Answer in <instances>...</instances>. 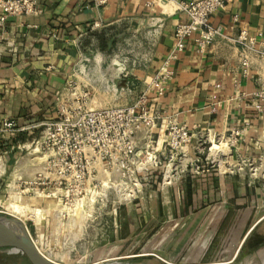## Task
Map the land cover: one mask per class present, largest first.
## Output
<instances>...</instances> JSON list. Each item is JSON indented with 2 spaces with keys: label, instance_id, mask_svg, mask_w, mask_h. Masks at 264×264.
Masks as SVG:
<instances>
[{
  "label": "crops",
  "instance_id": "1",
  "mask_svg": "<svg viewBox=\"0 0 264 264\" xmlns=\"http://www.w3.org/2000/svg\"><path fill=\"white\" fill-rule=\"evenodd\" d=\"M179 2L108 0L95 8L90 0H37L34 14L0 24V123L12 120L18 129L8 140L0 134V178L12 169L23 176V185L32 184L29 175L39 171L36 158L22 161L24 149L17 146L26 150L42 124L54 120L55 100L70 78L89 90L97 108H104L103 93L114 96L125 87L132 94L134 86H144L148 108L190 134L180 160L186 172L169 186L157 184L155 173L148 190L116 208L99 247L107 252L102 261L149 256L163 264H226L214 262L235 258L251 227L233 253L228 241H235L254 215L259 213L255 223L264 219L263 200L245 172L218 174L205 167L194 172L191 166L199 142L210 137L227 143L232 163L264 154V59L249 54L244 73L241 51L229 41L245 31L264 45V0H228L212 14L209 23L224 38L202 53L194 35L185 40L169 62L172 77L164 95L156 98L149 81L172 50L175 26L188 22ZM163 126L154 131L160 154ZM211 151L223 157L228 148L214 143Z\"/></svg>",
  "mask_w": 264,
  "mask_h": 264
},
{
  "label": "built area",
  "instance_id": "2",
  "mask_svg": "<svg viewBox=\"0 0 264 264\" xmlns=\"http://www.w3.org/2000/svg\"><path fill=\"white\" fill-rule=\"evenodd\" d=\"M36 1L0 0V24L7 17L34 14ZM90 1L95 8L108 2ZM227 2L180 0L178 9L186 14L188 22L175 26L172 50L149 81L156 98L163 97L165 85L172 77L169 62L183 51L185 40L194 35L196 47L202 53L216 39L224 38L222 30L212 27L209 19ZM229 41L241 51L240 63L244 73L250 65L249 54L264 59V45L257 42V46L255 39L245 31H240ZM65 85L55 100L54 120L43 123L38 139L28 146L33 147L30 152L36 155L39 170L35 183L29 185H35L42 195H51L56 203L68 204L70 208L95 191L94 203L110 199L113 207L116 206L114 212L118 206L134 200L143 188L142 183L152 180L158 171L163 186L172 185L176 177L184 172L180 160L190 134L172 118H164L158 110H150L146 92L129 105L97 108L89 101L88 89L76 84L72 78ZM162 123L165 139L164 153L160 154L155 149L154 131ZM17 132L12 120L0 123V134L5 140L14 138ZM232 135L236 138L239 132ZM17 149L25 148L21 145ZM193 167L198 169L192 166V171ZM83 215L78 212V216ZM64 216L69 218L67 213L62 212L61 218Z\"/></svg>",
  "mask_w": 264,
  "mask_h": 264
},
{
  "label": "rangeland",
  "instance_id": "3",
  "mask_svg": "<svg viewBox=\"0 0 264 264\" xmlns=\"http://www.w3.org/2000/svg\"><path fill=\"white\" fill-rule=\"evenodd\" d=\"M145 89L144 86H134L132 94L127 93L125 87L122 91L118 88L114 96L111 93H103L101 97L102 107L129 105L133 101L135 102L145 92ZM131 95H134V99H131ZM214 141L217 145L224 143V141L218 143L220 141L218 137L214 138ZM199 143L200 152L196 155L197 158L193 160L192 164V166H197L198 169L195 170L193 167V171L199 172L205 167L214 170L218 174L230 173L235 175L239 171V173L245 172V178L249 176V180L253 182L260 194V199L263 200V207L260 210V214L264 212V154L253 161L243 159L234 163L230 160H224L222 162L217 155L211 153L209 149L211 142L209 140L208 142L203 140ZM32 149L33 147H28L26 150H21L20 158L22 157V161L37 158L36 155L30 153ZM185 172L186 170H184ZM29 176L32 179L28 180L35 183V175L32 174ZM22 177L18 171L13 172L12 169L5 171V174L1 176L0 216L13 218L22 222L37 248L55 263L95 264L106 261H102V259L108 258L106 256L107 252L99 249V247L106 240L105 236L108 235L104 231L114 221L113 210L116 206L113 207L112 200L109 199L108 202L94 203L95 199L89 198L87 201L80 200L75 202L70 208L68 204L49 203V200L45 197L46 195H42L37 191L38 189L35 185H23L22 182L24 180L22 179L24 178ZM156 182L160 186H163L161 184L160 171H158ZM163 184L165 185L166 183ZM142 185L143 191L149 189L147 183H142ZM50 197L51 195L47 198ZM27 198L31 201L30 203ZM255 210L253 208L251 212H255ZM79 211L84 215L78 216ZM62 212L67 213L69 218L66 216L61 218ZM89 214H91L90 217L86 218ZM257 215L251 217V222L244 227L235 241H228L230 243L229 249L233 253V250L237 247L240 240L245 236V232L251 227L236 257L231 258L230 254L225 259L215 260L214 263L264 264V219L261 222L255 223ZM227 223L226 221L225 225ZM224 229L225 226H223ZM226 245H224V248ZM114 255L111 254L109 257ZM143 258L147 260L149 258L150 264H163L154 257L146 256ZM143 258H126L118 260V262L122 263L107 262L102 264H141L143 263ZM0 264H29V262L17 249L7 248L0 249ZM182 264L198 263L187 261Z\"/></svg>",
  "mask_w": 264,
  "mask_h": 264
},
{
  "label": "water",
  "instance_id": "4",
  "mask_svg": "<svg viewBox=\"0 0 264 264\" xmlns=\"http://www.w3.org/2000/svg\"><path fill=\"white\" fill-rule=\"evenodd\" d=\"M7 248L17 249L29 264H53L38 253L22 222L0 216V249Z\"/></svg>",
  "mask_w": 264,
  "mask_h": 264
},
{
  "label": "bare ground",
  "instance_id": "5",
  "mask_svg": "<svg viewBox=\"0 0 264 264\" xmlns=\"http://www.w3.org/2000/svg\"><path fill=\"white\" fill-rule=\"evenodd\" d=\"M209 141L211 142V147L209 148L210 149V151H211V149H212V144H214V138H213V140H211V137L209 138ZM218 143H222V141L220 140V141H218ZM216 144V143H215ZM217 145V144H216ZM223 145H226L227 146V148H228V152H227V155H224L223 157H219L220 158V161L222 160V162L224 161V160H228L229 159V157H230V148H229V146L227 145V143L226 142H224L223 144H220V145H218V146H223ZM211 153L213 154V152L211 151ZM170 170V167L168 168V171ZM95 191H91L90 192V195H87L86 197H84L83 199H81V201H87L89 198L90 199H94L95 198ZM48 196H50V195H46L45 197H46V199H48L49 200V202H51V203H55V204H57L55 201H54V199H52V197H50V198H47ZM34 246H35V248H36V250L38 251V253L40 254V255H42V256H44L45 257V259H47L49 262H51V263H53V264H59V263H55V262H53L52 260H50L49 258H47L40 250H39V248H37V246L34 244ZM128 257V256H127ZM118 260L119 259H115V258H113V259H111V260H106V261H104V262H99V263H95V264H102V263H107V262H115V263H122V262H118ZM157 261V260H156Z\"/></svg>",
  "mask_w": 264,
  "mask_h": 264
}]
</instances>
